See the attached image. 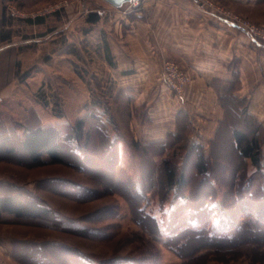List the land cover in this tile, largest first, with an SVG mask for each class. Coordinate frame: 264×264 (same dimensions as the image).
<instances>
[{
  "label": "rangeland",
  "instance_id": "rangeland-1",
  "mask_svg": "<svg viewBox=\"0 0 264 264\" xmlns=\"http://www.w3.org/2000/svg\"><path fill=\"white\" fill-rule=\"evenodd\" d=\"M35 1L32 15L44 18V25L38 28L37 40L26 42L25 47L35 49L39 56L31 57L32 63L26 70L30 80L23 82L14 92L13 97L18 102L9 104L10 98L5 96L0 112L12 117L7 127L54 123L60 118V124L69 133L72 132L71 126L85 117L88 121L85 131L91 133L86 151L90 164L86 166L81 157L70 152L73 147L66 145V152L69 151L67 164L36 166L29 161L25 162L26 165L8 161L0 165V174L3 175L0 191L11 194L15 201V213L3 214L0 218L3 261L8 264H69V261L76 262L75 258L70 259L71 255L77 254L89 264H264V251L253 249L247 242L237 245L233 258L221 252L213 256L206 250L201 252L205 255L201 259H187L166 245L164 221L178 207L182 209L184 203L174 199V190L168 196L167 189L159 185L163 179L160 169L156 172V186L152 191H146L150 187L142 182L141 157L134 143L161 141L148 142L143 135H137L138 140H135L131 118L147 119L149 125L154 120L148 115V108L140 106L136 110L133 97L126 92L127 84L115 78L118 74L105 55L108 49L113 54L116 47L113 40L115 27L118 21H125L120 15H134L141 6L126 14L125 5L119 9L104 0H76L67 9L61 5L63 0ZM195 1L201 5V1ZM211 1L214 4L212 9L227 11L232 17L250 22L264 33V2L257 0L259 4L243 14L233 8L223 9L215 0ZM98 10L103 11L104 19L94 25L87 24L84 17ZM168 60L176 62L190 76L188 82L179 84V91L172 90L166 83ZM160 77L168 91L178 97H186L193 82L189 70L173 59L162 61ZM96 114L100 119L104 118L107 125V142L97 128V122L90 121ZM260 121L264 123V120ZM215 137L200 136L197 129L190 134L191 142L203 144L211 157V141ZM117 139L119 162L113 174L115 151L111 142ZM224 150V158L218 159L220 156H217L215 167L210 162L211 174L216 171L217 176L224 175L213 186L197 176L192 167L193 156L188 160L189 152L181 153L178 160L187 157L184 170L189 174L185 194L197 203L204 196L213 197L215 207L210 209L215 215L213 221L235 213L234 217L241 222V213L236 215L241 209L238 205L236 207L238 199L233 192L241 193L243 184L255 188L258 181L252 180L256 167L251 161L239 163L227 145ZM221 163L226 164L222 169L227 167L229 172L225 173L228 174L221 172ZM79 166L83 167L82 170ZM232 173L238 179H231ZM71 186L79 191L81 198L67 194ZM135 191L140 192L139 197ZM139 209L156 217L161 225L159 232H154V223L144 220V213ZM137 219H141L143 226ZM193 248L186 247L184 253H192Z\"/></svg>",
  "mask_w": 264,
  "mask_h": 264
},
{
  "label": "crops",
  "instance_id": "crops-1",
  "mask_svg": "<svg viewBox=\"0 0 264 264\" xmlns=\"http://www.w3.org/2000/svg\"><path fill=\"white\" fill-rule=\"evenodd\" d=\"M35 2L0 0V92L10 98L9 104L18 102L14 92L30 80L26 70L31 57L39 56L35 49L25 47L26 42L37 40L38 28L44 25V18L32 15ZM215 2L223 9L233 8L243 14L259 4L257 0ZM11 8L17 9L16 16L11 14ZM98 12L101 17L96 23L90 22L89 14L84 17L87 24L104 19L103 11ZM120 16L125 21H118L115 27L116 47L113 54L108 49L105 55L118 74L115 78L127 84L126 92L133 97L136 110L140 106L148 108L154 120L149 125L135 116L131 118L135 140L137 135H143L148 142L164 141L170 132H175L180 110L187 111L200 136L213 138L224 118L215 86L218 81L237 82L234 95L247 98L250 113L264 120V46L230 24L219 10H204L195 0H143L134 15ZM164 59L181 62L191 73L193 82L186 97L168 91L159 80ZM11 119V115L0 112V134L5 136L7 129L22 135L20 128L7 127ZM57 120L42 125L60 124V118ZM3 162L8 160L1 159L0 165ZM2 181L0 174V185ZM0 195L6 194L0 191ZM0 256V264H8Z\"/></svg>",
  "mask_w": 264,
  "mask_h": 264
},
{
  "label": "trees",
  "instance_id": "trees-1",
  "mask_svg": "<svg viewBox=\"0 0 264 264\" xmlns=\"http://www.w3.org/2000/svg\"><path fill=\"white\" fill-rule=\"evenodd\" d=\"M258 1L264 2V0ZM100 17L98 11L89 13V20L92 23L98 22ZM215 86L225 115L220 122L216 137L211 141L212 157L208 156L203 144L191 142L190 134L194 128L190 116L185 110H180L178 113L176 131L169 133L167 140L151 144L134 143V147L141 157L142 182L146 187H150L146 191L150 192L156 186V172L160 169L159 173L163 179L159 185L167 189L168 196L174 190V199L184 203L182 209L178 207L170 214L164 221V226L167 232V247L187 259L194 257L201 259L205 256L201 252L206 250L213 256H218L220 255L218 253L221 252L233 258L237 245L245 242L250 243L249 245L257 251H264V123L250 113V101L247 98L239 99L234 95L237 90V82L218 81ZM100 118L97 114L92 115L90 121L97 122V128L104 134V140L107 142L108 128L104 118ZM143 122L147 124V119ZM87 124L88 121L85 117L79 118L71 126V133L65 131L62 124L15 126L23 131L22 135H18L16 130L11 132L5 129V136L0 134V160L6 159L20 165H26L25 162L29 161L36 166L67 164L66 157L69 151L66 152V145H68L73 147L70 152L81 157L84 164L88 166L90 161L89 157H86V151L91 142V133L85 131ZM111 143V147L115 151L111 152L113 153L112 159L115 160L113 167V174H115L119 162L118 139ZM226 145L234 153L239 163L251 161L256 167V172L253 175L255 177L252 180V182L258 181L255 188L243 184L241 193L233 192L235 198L238 199L236 207L238 205L241 209L240 212H236V215L241 213L240 218H243L241 222L234 217L235 213L234 216L213 221L215 215L210 211L211 207L212 209L215 207L213 197L204 196L198 203L192 202L191 197L188 198L185 194L189 184V174L184 170L187 157L181 161L178 160L183 151H188L187 159L191 160L192 156L195 159L192 167L197 176L201 177L208 185L213 186L214 182H219L224 175L219 177L216 171L214 175L211 174L210 162L212 165L214 164L212 167H215L218 161L217 156H220L218 159L224 158L222 153L225 151ZM224 166L226 164L221 163V172H229L227 167L226 170L222 169ZM79 168L82 170L83 167L79 166ZM235 178L232 173L231 179ZM244 181L247 183L248 180ZM69 188H71L67 189L69 196L81 198V194L75 187ZM135 192L139 197L140 192ZM139 211L144 213L143 209H139ZM14 213V197L8 194L0 195V218L3 214ZM142 218L154 223V232L161 230V225L156 217L145 212L142 214ZM137 220L143 226L141 219ZM189 246H194V248L193 252L187 255L184 251ZM74 258L76 262L70 263L69 261V264H89V261L84 260L81 255H71L70 260H74ZM254 260L260 261L261 259L255 258Z\"/></svg>",
  "mask_w": 264,
  "mask_h": 264
},
{
  "label": "built area",
  "instance_id": "built-area-1",
  "mask_svg": "<svg viewBox=\"0 0 264 264\" xmlns=\"http://www.w3.org/2000/svg\"><path fill=\"white\" fill-rule=\"evenodd\" d=\"M74 1L76 0H63L61 2V5L63 6V8L67 9L69 6H71L74 3ZM197 1H201V5H200L201 8H203L204 10L212 11V7L214 6V4L212 3L211 0H205V1L203 0V3L202 0H197ZM141 4H142V0H131L130 2L124 4L125 5L124 12H126V14H129L133 12L136 8L140 7ZM123 6L120 7L119 9H122ZM221 10H219V12L230 19V20L228 19L230 24H232L234 27H238L239 29L245 31L247 35L253 38V40L263 45L264 33H262V31L258 27H256L250 22H241L240 21L241 19H239L238 17H232L229 12L223 10L221 11ZM11 14L13 16H16L18 14L17 9L11 8ZM165 79H166V83L169 85V87L172 90L174 89L176 91H179L180 90L179 84H184L188 82L190 80V76L185 74V72L182 71V69L176 62L168 60L166 61V65H165ZM4 102H5V95L2 92H0V107L4 104Z\"/></svg>",
  "mask_w": 264,
  "mask_h": 264
},
{
  "label": "water",
  "instance_id": "water-1",
  "mask_svg": "<svg viewBox=\"0 0 264 264\" xmlns=\"http://www.w3.org/2000/svg\"><path fill=\"white\" fill-rule=\"evenodd\" d=\"M105 2L109 3L110 5L120 8L122 7L125 3L130 2L131 0H104Z\"/></svg>",
  "mask_w": 264,
  "mask_h": 264
}]
</instances>
